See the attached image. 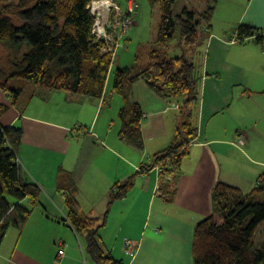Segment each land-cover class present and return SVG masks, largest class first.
Instances as JSON below:
<instances>
[{
  "label": "crops",
  "instance_id": "crops-1",
  "mask_svg": "<svg viewBox=\"0 0 264 264\" xmlns=\"http://www.w3.org/2000/svg\"><path fill=\"white\" fill-rule=\"evenodd\" d=\"M223 3L226 9L217 14ZM213 20L194 52L203 74L198 135L175 178L162 179L157 168L140 170L170 145L181 122V105L154 93L144 79L127 98L143 112V151L119 137L127 100L110 89L112 76L104 99L46 89V101L32 100L25 109L0 90V124L24 130L22 178L41 187L24 226L0 227V264H96L70 222L60 187L71 181L84 213L99 216L116 183L132 176L133 186L111 203L99 231L104 248L123 264H194L195 228L213 212L216 185L247 194L264 173V44L254 37L234 41L240 25L264 30V0H221ZM122 60L112 71L135 62ZM126 238L140 244L133 258L124 249Z\"/></svg>",
  "mask_w": 264,
  "mask_h": 264
},
{
  "label": "trees",
  "instance_id": "trees-1",
  "mask_svg": "<svg viewBox=\"0 0 264 264\" xmlns=\"http://www.w3.org/2000/svg\"><path fill=\"white\" fill-rule=\"evenodd\" d=\"M92 1L0 0V45L13 50H6L10 57L9 69L0 63V90L18 100L22 90L11 87L10 78H23L41 89L66 90L104 99L112 76L113 91L127 100L119 113L122 121L119 137L143 151V112L127 98L130 87L138 79H144L154 93L181 105V122L170 145L140 170L148 172L159 167L162 179L175 178L198 135L203 74L199 55L193 54L194 59L170 55L167 48L175 40H178L175 47L182 46L181 40H185L197 48L201 33L212 26L218 0H210L208 7L199 13L184 8L179 14L174 12L177 0H149L152 6L160 7L162 19L156 43L148 52V62L141 66L136 55L134 64L114 71L116 58L111 53H103L102 41L95 40V18L88 8ZM263 31L243 24L236 34L240 42L254 37L264 44V35H260ZM4 109L2 106L0 112ZM23 135L19 124L8 127L0 124V227L3 231L11 225L24 226L39 204L41 187L22 178L19 154ZM133 179L132 176L124 183H116L110 192L107 210L99 216L84 213L71 181L60 187L66 190L70 222L86 240V251L96 264H123L104 248L99 231L106 223L109 206L115 199L126 196ZM213 206V212L195 228L194 264H264V173L247 194L236 186L218 183L213 191Z\"/></svg>",
  "mask_w": 264,
  "mask_h": 264
},
{
  "label": "rangeland",
  "instance_id": "rangeland-1",
  "mask_svg": "<svg viewBox=\"0 0 264 264\" xmlns=\"http://www.w3.org/2000/svg\"><path fill=\"white\" fill-rule=\"evenodd\" d=\"M111 1L119 4L124 10L127 7V0H111ZM220 1L221 0H218V3H217L218 6H219ZM135 2H136L135 19L131 25V29L129 30V35H128V38L132 37V39L129 42L125 41V45L118 48L116 52L117 57L115 61L121 55L123 56L122 62L123 64H125L127 63L128 60L134 61L137 55L139 57L138 62L141 65H146L148 62V52L155 45L157 37H158L162 14L160 11V7L152 6L149 0H135ZM209 3H210V0H177L175 7H174V12L179 14L184 10V8H187L191 11H196L197 13H199L200 11L205 10L208 7ZM134 8H135V4H134ZM225 9L226 8L224 6V3L221 4V6L218 9L217 14H219V12L220 14H222L221 12ZM90 12H91V9H90ZM229 17H232L234 20H236L233 14H230L228 18ZM218 20H219V15H218ZM222 20H224L223 16H222ZM212 24H214V20H212ZM220 24L221 23L217 21L218 27H220ZM224 24H221V25H224ZM95 37H96L95 40L98 41V37L97 36ZM177 41L178 40L172 41L170 48L169 47L167 48L169 54L178 55V56L182 55V56H186L189 59L190 58L194 59L193 54L196 50L195 46H192L191 44L186 43L185 40H181L182 46L175 47V43ZM6 50L8 51L10 50L11 52H13L11 47H7L6 49L4 46L0 45V63L5 68L9 69L10 65H8L9 64L8 61H10V57L7 53L8 51ZM201 59L202 58L198 57L199 61H201ZM114 67H115V63H113L112 68ZM110 82H111L110 89L112 90L113 82H114L113 79ZM10 86L15 89L22 90L20 95L18 96L19 98L17 101H18V105L23 107L24 109L26 108L27 104H29L32 100L34 101L37 100V102L38 100L46 101V98L50 97V96H47L46 89H41L40 87H37L31 81H28L23 78H10ZM137 246H138L137 248V252H138V249L140 246L139 242H137ZM137 252H136V255H137Z\"/></svg>",
  "mask_w": 264,
  "mask_h": 264
},
{
  "label": "built area",
  "instance_id": "built-area-1",
  "mask_svg": "<svg viewBox=\"0 0 264 264\" xmlns=\"http://www.w3.org/2000/svg\"><path fill=\"white\" fill-rule=\"evenodd\" d=\"M110 4V10L106 7ZM135 4V8H134ZM89 10L91 9V14L95 18V24L93 28V33L101 40L103 45L101 50L103 53H111L113 58L117 57V50L119 47L125 45L127 41L129 30L134 22L136 14V2L135 0H127V7L125 10L117 3L111 0H93L88 5ZM100 22V26H98ZM100 28L102 32H100ZM260 35H264V31L260 32ZM235 42H240L235 33ZM245 135L240 138L243 140ZM160 171V168H157ZM137 242L131 238H127L124 243V249L126 253L132 258L137 252ZM65 253L64 249H60L59 257H62Z\"/></svg>",
  "mask_w": 264,
  "mask_h": 264
},
{
  "label": "water",
  "instance_id": "water-1",
  "mask_svg": "<svg viewBox=\"0 0 264 264\" xmlns=\"http://www.w3.org/2000/svg\"><path fill=\"white\" fill-rule=\"evenodd\" d=\"M106 7L108 8V10H110V4H107ZM97 25L100 26V22H98ZM100 32H102V29L101 28H100Z\"/></svg>",
  "mask_w": 264,
  "mask_h": 264
},
{
  "label": "bare ground",
  "instance_id": "bare-ground-1",
  "mask_svg": "<svg viewBox=\"0 0 264 264\" xmlns=\"http://www.w3.org/2000/svg\"><path fill=\"white\" fill-rule=\"evenodd\" d=\"M127 239V238H126Z\"/></svg>",
  "mask_w": 264,
  "mask_h": 264
}]
</instances>
